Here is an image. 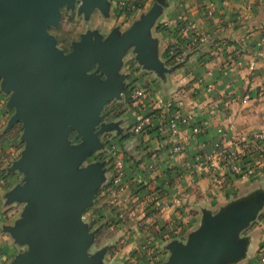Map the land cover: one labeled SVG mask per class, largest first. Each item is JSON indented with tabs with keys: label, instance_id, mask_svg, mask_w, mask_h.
<instances>
[{
	"label": "water",
	"instance_id": "95a60500",
	"mask_svg": "<svg viewBox=\"0 0 264 264\" xmlns=\"http://www.w3.org/2000/svg\"><path fill=\"white\" fill-rule=\"evenodd\" d=\"M113 0H0V89L14 111L7 131L21 124V156L8 169L22 180L3 194L4 208L22 205L12 224L2 225L20 249L9 264L109 263L110 245L96 247L105 229L84 220L110 179L109 160L86 163L95 152H106L103 137L126 140L123 119L108 121L104 111L124 101L128 88L125 65L131 57L143 72L164 88L169 76L201 49L168 67L162 41L155 35L158 20L170 6L155 0L129 26L116 25L108 35L90 29L69 52L51 34L63 9L91 21L99 12L113 18ZM134 139L124 142V149ZM201 219L185 239L168 242L162 264H244L255 244L246 234L264 212V182L242 192L215 211L200 207Z\"/></svg>",
	"mask_w": 264,
	"mask_h": 264
},
{
	"label": "crops",
	"instance_id": "0c3cea01",
	"mask_svg": "<svg viewBox=\"0 0 264 264\" xmlns=\"http://www.w3.org/2000/svg\"><path fill=\"white\" fill-rule=\"evenodd\" d=\"M128 1L135 7L129 20L121 12L122 0L112 1L113 14L116 5L125 27L155 3ZM168 2L155 27L167 66L180 63L173 57L178 50L201 51L169 76L167 90L131 57L127 60L128 88L124 101L114 104L123 112L116 119L124 120L127 138L103 137L106 151L110 140L122 149L126 189L119 193L108 187L99 193L90 218L93 225L104 219L109 263L162 264L168 257L165 245L198 227L200 207L216 211L264 182V150L249 142L264 131V0ZM135 80L151 89L139 108L132 100ZM246 97L250 100L244 103ZM145 117L152 119L151 126L133 133ZM172 119L178 122V134L161 133L159 124ZM134 138L126 151L124 142ZM177 144L181 153L173 152ZM231 162L240 173L230 170ZM214 172L224 176V184L214 183ZM246 234L254 236L255 244L244 264H264V212ZM19 252L0 233V264H9Z\"/></svg>",
	"mask_w": 264,
	"mask_h": 264
},
{
	"label": "rangeland",
	"instance_id": "374dc122",
	"mask_svg": "<svg viewBox=\"0 0 264 264\" xmlns=\"http://www.w3.org/2000/svg\"><path fill=\"white\" fill-rule=\"evenodd\" d=\"M118 10V7L115 5V14L113 15L111 21H106L99 12H96L91 21L85 22L83 16L79 17L77 13L67 12L63 9V18L60 26L58 28H51L50 32L59 40V47L65 50V52H69L72 48V43L74 41H78L81 34L90 29H99L103 34L108 35L109 32L118 24L125 27L126 25L118 20V17H120L117 13ZM8 99L9 95L4 94L0 89V233L2 232V225L14 223L22 210V205L18 204L10 206L9 208H4V201L2 197L5 192L10 191L22 180V176L19 173H11L8 169L12 166L13 162L20 158L21 152L24 149V144L20 140L22 134L21 124L16 125L9 131L6 130L8 122L14 113V111L8 110L6 107ZM116 103L117 101L109 103L104 113H110L115 108L114 104ZM104 113L103 115H105ZM97 153L101 152L93 153L88 158L86 163L98 162ZM111 185V182H108L100 193L108 190L107 188L111 187ZM91 216H93L92 209L85 213L84 220L91 223ZM92 227H94L93 224ZM105 231L106 230H103L99 235L96 244L97 248L103 246L107 242L106 239L108 236Z\"/></svg>",
	"mask_w": 264,
	"mask_h": 264
},
{
	"label": "built area",
	"instance_id": "2783aa9c",
	"mask_svg": "<svg viewBox=\"0 0 264 264\" xmlns=\"http://www.w3.org/2000/svg\"><path fill=\"white\" fill-rule=\"evenodd\" d=\"M121 12L123 13L124 20H129L128 18L134 12L135 7L130 3V1L122 0L121 2ZM130 9V10H129ZM169 47V55L168 58L171 59V44ZM189 47L186 49L178 50L174 55L175 62H182L185 59V56L189 53ZM133 68V66L131 67ZM135 69V68H134ZM134 85L132 87V100L135 108H139L142 102L150 95L151 89L147 87L144 83L139 82L138 80L133 81ZM212 88V87H211ZM250 100V97H246L244 99V103ZM152 124V119L150 117H145L141 120L136 127L133 129V133L142 134L144 129L149 128ZM159 130L161 133H167L171 136H176L178 134V122L175 119L170 120L166 123L159 124ZM197 131L200 129H196ZM249 142L259 151L264 150V131L258 133L254 137L250 138ZM183 151V147L181 144H177L173 148L174 153H181ZM97 161H102L105 159L109 160L110 166V182L111 188L114 192H124L126 189V184L124 182L125 178V159L122 155V149L118 145V143L112 142L111 140L108 142V149L105 153H97ZM230 170L235 173H240V168L233 162L229 163ZM212 178L214 183L217 185H222L225 182V178L223 175L212 173ZM169 205V204H168ZM264 262V258H263Z\"/></svg>",
	"mask_w": 264,
	"mask_h": 264
},
{
	"label": "trees",
	"instance_id": "16d2710c",
	"mask_svg": "<svg viewBox=\"0 0 264 264\" xmlns=\"http://www.w3.org/2000/svg\"><path fill=\"white\" fill-rule=\"evenodd\" d=\"M127 95L130 96V93H127ZM128 103H130V100L128 99ZM104 119L106 120H113L116 118H120L123 115V112L120 111L119 108H114L110 113L106 114L104 113ZM104 221V219H100L94 223V225L101 224Z\"/></svg>",
	"mask_w": 264,
	"mask_h": 264
}]
</instances>
